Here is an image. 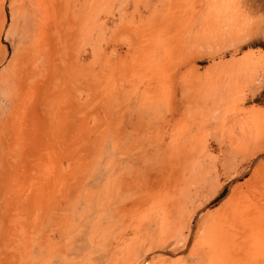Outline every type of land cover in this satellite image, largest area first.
<instances>
[{"label": "rangeland", "instance_id": "374dc122", "mask_svg": "<svg viewBox=\"0 0 264 264\" xmlns=\"http://www.w3.org/2000/svg\"><path fill=\"white\" fill-rule=\"evenodd\" d=\"M14 1L0 264H264V0Z\"/></svg>", "mask_w": 264, "mask_h": 264}, {"label": "bare ground", "instance_id": "6f19581e", "mask_svg": "<svg viewBox=\"0 0 264 264\" xmlns=\"http://www.w3.org/2000/svg\"><path fill=\"white\" fill-rule=\"evenodd\" d=\"M15 1H16V0H15ZM15 1H14V2H15ZM49 1H51V0H49ZM72 1H73V0H72ZM85 1H86V0H85ZM10 2H11V0H10ZM17 2H18V1H17ZM52 3H53V2H52ZM83 3H84V2H83ZM67 5H68V4H67ZM11 7H12V6H11ZM14 9H15V7H14ZM12 10H13V9H12ZM29 10H30V9H29ZM16 11H17V10H16ZM26 11H27V10H26ZM68 11H69V10H68ZM72 11H75V10H72ZM13 12H15V11H13ZM27 12H28V11H27ZM53 12H54V11H53ZM68 13H69V12H68ZM12 14H13V13H12ZM83 14H84V13H83ZM30 15H31V14H30ZM74 15H75V14H74ZM51 16H53V14H52ZM11 17H12V19H13V17H15V16H11ZM54 17H55V16H54ZM15 18H16V17H15ZM10 19H11V18H10ZM12 19H11V20H12ZM30 19H31V18H30ZM54 19H55V18H54ZM56 19H57V18H56ZM13 21H14V19H13ZM29 21H31V20L28 19V20L25 21V23H24V24H25V28L30 27V22H29ZM58 22H59V23H62V22H60V21H57V23H58ZM19 23H20V22H19ZM19 23H18V24H19ZM57 23H56V24H57ZM32 24H33V23H32ZM50 24H51V22H50ZM53 24H55V23H53ZM66 25H67V24H66ZM33 27H34V26H33ZM36 27H37V26H36ZM51 27H52V25H51ZM51 27H50V28H51ZM59 27H60V26H59ZM67 27H68V26H67ZM70 27H71V26H70ZM61 28H62V27H60V29H61ZM62 29H64V28H62ZM62 29H61V30H62ZM37 30H38V29H37ZM51 30H52V28L50 29V31H51ZM54 30H55V29H54ZM26 31H27V30H26ZM35 31H36V28H35ZM52 34H53V33H52ZM56 34H58V33H56ZM9 35H10V34H9ZM26 35H27V34H26ZM12 36H13V35H12ZM52 36H53V35L49 34V37H48L49 46H50L49 49L52 50V52L49 53V54H50V55L53 54L51 57H53L54 59H56V51H57L56 49H57V40H58V39H56V37L53 38ZM56 36H57V35H56ZM14 37H15V35H14ZM14 37H13V38H14ZM8 39H9V38H8ZM15 39H17V38H16V37L14 38V42H13L12 45H11V46H12V51H15L16 48H17V45H15V44H16V42H15L16 40H15ZM20 45H21V44H20ZM20 48H21V47H20ZM34 48H35V47H34ZM34 48H33V49H34ZM65 49H66V48H65ZM26 51H27V50H26ZM48 52H49V51H48ZM64 52H65V51H64ZM46 54H47V55H46V58H47V57H48V53H46ZM58 55H59V54H58ZM63 56H64V55H63ZM46 58H45V59H46ZM74 58H75V57H74ZM47 59H48V58H47ZM49 59H50V58H49ZM50 61L52 62V60H50ZM50 61H49V62H50ZM53 61H54V60H53ZM55 62H56V61H55ZM37 63H39V62H37ZM44 63L47 64L48 61H47V62H44ZM44 63H43V64H44ZM57 63H58V62H57ZM41 64H42V63H41ZM43 64H42V65H43ZM46 64H44V65H46ZM49 64L51 65V63H49ZM44 65H43V66H44ZM50 65H48V66H50ZM55 65H56V64H55ZM57 65H58V64H57ZM43 66H41L42 69H43ZM50 67H51V66H50ZM50 67H49L48 70H50ZM56 67H57V66H55V68H56ZM55 68L53 67L50 71L54 70ZM57 68H58V67H57ZM57 68H56V69H57ZM74 69H75V68H74ZM35 70H36V69H35ZM39 70H40V69H39ZM45 70H46V69H45ZM48 70H47V71H48ZM67 70H68V69H67ZM40 71H41V70H40ZM48 72H49V71H48ZM48 72H46V73H48ZM53 72H54V71H53ZM54 73L56 74V72H54ZM31 74H33V73H31ZM35 74H36V73H35ZM62 74H63V73H62ZM45 75H46V74H45ZM53 76H54V75H53ZM49 77H51V76H49ZM48 79H49V78H48ZM27 83H28V82H27ZM232 135H233V134H232ZM230 141H231V140H230ZM231 144H232V143H231ZM262 148H263V147H262ZM262 148H261V150H262ZM259 150H260V149H259ZM258 152L260 153V151H258ZM177 179H178V178H177ZM175 180H176V179H175ZM171 182H173V181H171ZM176 183H178V181H177V182L175 181L174 184H176ZM163 186H164V185H163ZM163 186H160L161 189H159V190H162V189H163L164 192L167 190V193H168L169 189L172 188L171 186H173V185H172V183H171L170 186H168V184H167V186L170 187V188H169V189H166V190H164V188H165L166 186H165L164 188H162ZM157 188H158V187H157ZM179 188H180V187H179ZM179 188H177V189H179ZM175 189H176V188H175ZM170 190H171V189H170ZM160 192H161V191H160ZM160 192H159V194L164 193V192H161V193H160ZM171 192H172V190H171ZM165 193H166V192H165ZM167 193H166L165 195H167ZM172 193L174 194L175 192H172ZM172 193H170V194L172 195ZM159 194H157V195L159 196ZM241 194H242V193H241ZM175 197H176V196H175ZM232 197H234V196H232ZM239 197H240V196H239ZM242 197H243V195H242ZM169 198H170V197H169ZM158 199H159V197H158ZM160 199H161V198H160ZM174 200H175V199H174ZM231 200H232V199H231ZM233 200H234V199H233ZM233 200H232V201H233ZM238 200H241V199H238ZM162 201H163V200H162ZM160 203H161V201H160ZM236 203H237V201L234 202V203H233V202L231 203V208L229 207L230 210L228 209V210H229L228 212H229V214H230V213L232 214L233 218H234L235 216H237L238 219H241V217L244 216V215L242 214V210H243V207H245V206H244V204H242V203H241V204H236ZM246 205H247V204H246ZM169 206H170V205H169ZM178 206H179V205H178ZM254 206H255V205H254ZM168 208H169V207H168ZM259 208H260V207H259ZM176 209H177V208H175V210H176ZM261 209H263V208H260V210H261ZM179 210H180V209H179ZM245 210H246V208H245ZM252 210H255V211H256V209H254V208L251 209V211H252ZM181 211H182V210H181ZM262 211H263V210H262ZM262 211H259V213H261L262 215H264V213H263ZM179 212H180V211H178V213H179ZM164 213H165V212H164ZM178 213H176V214H178ZM243 213H244V211H243ZM255 213H256V212H255ZM255 213L251 212V215L254 216ZM257 213H258V212H257ZM245 214H246V213H245ZM226 215H228V214L225 213V216H226ZM257 215H259V214H256V215H255L256 218H258L259 216H261V215H259V216L257 217ZM177 216H178V215H177ZM225 216H224V217H225ZM259 218H260V217H259ZM242 219H243V218H242ZM223 220H224V219H223ZM225 220H227V219H225ZM229 220H231V219H229ZM234 220H235V219H234ZM244 220H247V221H248L249 219H243V221H244ZM178 221H179V220H178ZM227 221H228V220H227ZM237 221H238V220H237ZM225 222H226V221H225ZM225 222H224V223H225ZM229 222H230V221H229ZM231 222H233V221H231ZM231 222H230V223H231ZM234 222H235V221H234ZM234 222H233V223H234ZM244 222H245V221H244ZM174 223H177V222L175 221ZM230 223H229V224H230ZM233 223H232V224H233ZM235 223H236V222H235ZM146 224H147V223H146ZM220 224L223 225V223H220ZM226 224H227V223H226ZM226 224H224V226H226ZM232 224H230V225H232ZM236 224H239V225H240V223H238V222H237ZM236 224H233V226H235ZM177 225H178V224H177ZM173 226H174V225H173ZM224 226H223V227H224ZM233 226H232V227H233ZM240 226H241V225H240ZM240 226H239V227H240ZM223 227H222V228L219 227L218 229L221 228L220 230H222ZM227 227L229 228V225H228ZM241 227H242V226H241ZM243 227H245V226H243ZM225 228H226V227H224L225 234H226V230H229V229H225ZM242 229H243V228H242ZM210 230H211V229H210ZM208 232H209V231H208ZM218 233L222 234L223 232L221 233L220 231H216V234H217V235H218ZM242 233H243V232H242ZM208 234H209V233H208ZM212 234H213V233H212ZM243 234H244V233H243ZM209 235H210V234H209ZM131 243H132V242H131ZM199 243H200V242H199ZM184 244H185V242H183V245H184ZM223 244H224V243H223ZM175 246H178V243H177ZM209 246H210V245H209ZM223 246H224V245H223ZM217 247H220V246H217ZM217 247H215V248H217ZM225 247H226V246H224V248H225ZM222 248H223V247H222ZM206 250H207V249H206ZM215 251H218V248H217V250L215 249ZM131 254H132V253H131ZM131 254H130V256H131ZM133 254H134V253H133ZM123 256H124V255H123ZM138 258H139V257H138ZM203 258H204V257H203ZM209 259H210V258H209ZM23 260H24V259H23ZM23 260H22V261H23ZM206 260H207V259H206ZM115 263H116V262H115ZM210 263H211V262H210Z\"/></svg>", "mask_w": 264, "mask_h": 264}]
</instances>
